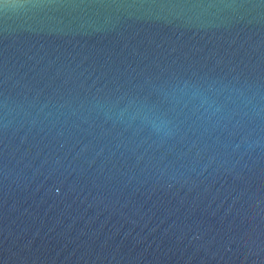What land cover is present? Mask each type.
Segmentation results:
<instances>
[{
    "label": "water",
    "instance_id": "95a60500",
    "mask_svg": "<svg viewBox=\"0 0 264 264\" xmlns=\"http://www.w3.org/2000/svg\"><path fill=\"white\" fill-rule=\"evenodd\" d=\"M0 264H264V0H0Z\"/></svg>",
    "mask_w": 264,
    "mask_h": 264
}]
</instances>
